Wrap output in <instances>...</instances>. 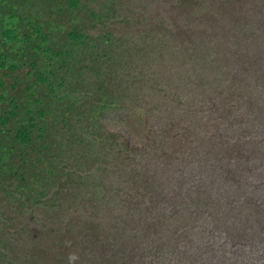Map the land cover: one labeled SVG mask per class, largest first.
I'll return each mask as SVG.
<instances>
[{
  "label": "trees",
  "instance_id": "16d2710c",
  "mask_svg": "<svg viewBox=\"0 0 264 264\" xmlns=\"http://www.w3.org/2000/svg\"><path fill=\"white\" fill-rule=\"evenodd\" d=\"M193 155L231 188L264 169V0H0V264H222L197 231L240 239L264 197L217 223L159 182Z\"/></svg>",
  "mask_w": 264,
  "mask_h": 264
},
{
  "label": "rangeland",
  "instance_id": "374dc122",
  "mask_svg": "<svg viewBox=\"0 0 264 264\" xmlns=\"http://www.w3.org/2000/svg\"><path fill=\"white\" fill-rule=\"evenodd\" d=\"M142 99V98H141ZM138 101V106L140 109L144 108L145 100ZM119 119H116V122L108 125L107 131L111 134H118L121 137L120 146H125V115L124 112L120 111ZM133 118L137 119L135 112L133 111ZM150 123H154V119H149ZM132 131L135 133L137 140L140 142L141 137L139 132L135 129L133 125H131ZM134 135V134H132ZM163 153V151H161ZM168 152V151H167ZM167 154L171 155L170 152ZM185 163L180 167L176 166L168 170V173L174 174V176H166L159 179L160 183H166L167 180H171L174 184L188 186L192 192V198H197V192L201 194L204 206V210H208L213 213L216 222L222 225H228L227 220H221L225 215L224 210L222 211L220 208L216 210V204L220 207L222 204L225 206L226 199H233V194L238 195L236 201L239 199V196H247L251 200L256 201L260 197H264V169H262L260 159H255L251 162L249 168L251 172V178L246 180L245 178H240L239 182L234 184L233 187H226L223 184H220L217 180H214V177L210 175L212 173V164H205L200 161V157L198 158L196 155H193L189 159H185L181 161ZM227 164L225 163L224 167ZM223 167V168H224ZM152 170L157 173L158 169L152 164ZM204 173L205 175H202ZM184 175V176H182ZM189 176V177H187ZM192 178V179H191ZM146 181L145 179L142 180ZM251 187V192H245L246 189ZM152 191L144 186L140 194L145 197L148 193ZM246 203V202H245ZM239 205L244 206L242 201H239ZM226 207V206H225ZM228 214L232 212V210H227ZM209 214V213H208ZM205 215L209 221L206 224H209L210 217ZM256 217V216H255ZM261 221H256L255 218L251 216H242L241 222L237 225L238 220H236V225L230 220L229 224L235 227H238L239 230H242L241 238L238 240H234L232 236H230V232H223L221 239H219L218 235L213 232V234L206 232L204 225L200 230L197 231L195 235L196 241L200 249H206L207 246L212 248V251L215 252L219 257H223L224 262L222 264H264V216L260 217ZM213 221V220H212ZM252 222V223H251ZM243 227V229H241ZM253 230L252 232H250ZM249 232V233H247ZM247 233V234H245ZM249 236L247 237V235ZM246 235V236H245ZM255 235V237H254ZM194 261H192L193 263Z\"/></svg>",
  "mask_w": 264,
  "mask_h": 264
},
{
  "label": "clouds",
  "instance_id": "9594fccd",
  "mask_svg": "<svg viewBox=\"0 0 264 264\" xmlns=\"http://www.w3.org/2000/svg\"><path fill=\"white\" fill-rule=\"evenodd\" d=\"M253 13L252 9H248V16H250L252 19L256 20V17L252 16L251 14ZM246 20V19H245ZM247 24V23H246ZM245 27V26H244ZM78 259V256L75 253H71L68 256V261L69 264H74V261Z\"/></svg>",
  "mask_w": 264,
  "mask_h": 264
}]
</instances>
